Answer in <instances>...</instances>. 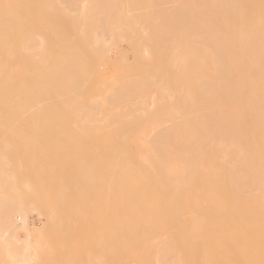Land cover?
<instances>
[{
  "label": "bare ground",
  "instance_id": "1",
  "mask_svg": "<svg viewBox=\"0 0 264 264\" xmlns=\"http://www.w3.org/2000/svg\"><path fill=\"white\" fill-rule=\"evenodd\" d=\"M20 174L63 193L40 228L0 194L7 264H264V0H0V189Z\"/></svg>",
  "mask_w": 264,
  "mask_h": 264
},
{
  "label": "rangeland",
  "instance_id": "2",
  "mask_svg": "<svg viewBox=\"0 0 264 264\" xmlns=\"http://www.w3.org/2000/svg\"><path fill=\"white\" fill-rule=\"evenodd\" d=\"M167 6H169V7H167ZM165 8H166L165 13H166V12L169 10V8H170V4L166 5ZM167 8H168V9H167ZM170 11H171V9H170ZM170 11H168V12H170ZM165 16H166V15H165ZM124 42H125V41H124ZM125 43H126V44H125ZM125 43L122 42L121 45H120V48H122V50L124 49V51L127 49V51H126L125 53L127 54V52H129V53L127 54V57H128L129 62H130L131 64H133V63L135 62L134 64L138 65L139 62L136 61V59L132 56V55L135 54V53H134V54L132 53V52H134V51L128 47V46H130L129 42H125ZM128 44H129V45H128ZM116 48H117V47H112V48H111V51L114 49V50L112 51L113 57L119 55V52L117 51L118 48H117V49H116ZM131 50H132V51H131ZM130 53H131V54H130ZM114 55H115V56H114ZM135 55H136V54H135ZM135 55H134V56H135ZM132 57L135 59V61H134V59L132 60ZM115 58H116V57H115ZM131 60L134 61V62H131ZM113 61H114V64H115V63H116L115 59H114ZM110 64H111V65H110ZM112 64H113V63H110V62H109V66H107V69H106V67H102V68H100V70L98 71V73L101 72V73H100L101 75L98 74V75H99L98 77H99L100 79H103V78H110L111 76H114V74L117 72V70H116V72H115V69H117L118 65H117V63L115 64L116 66H115L114 64H113V65H112ZM112 66H113V67H112ZM112 68H113L114 71H112ZM114 68H115V69H114ZM102 70H103V71H102ZM111 71H112V72H111ZM132 71H133V70H132ZM110 72H111V73H110ZM114 72H115V73H114ZM108 73H110V75H109ZM113 73H114V74H113ZM107 74H108L110 77H108ZM111 74H113V75H111ZM101 76H102V77H101ZM151 89H152V88H151ZM153 89H154V88H153ZM153 89H152V91H153ZM151 97H152V96H151ZM149 98H150V97H149ZM148 100H149V99H148ZM151 100H152V99L150 98L149 101L152 103ZM147 103H148V102H147ZM148 104L150 105V103H148ZM152 106H153V105H150V108H153ZM165 125H166V124H165ZM167 125H169V124H167ZM12 161H13V160H12ZM17 161H18V160H15V164L18 165L19 162H17ZM22 161H24V163L27 162L26 160H22ZM31 161H32V160H31ZM20 162H21V160H20ZM29 162H30V161H29ZM13 163H14V162H13ZM27 163H28V162H27ZM19 165L22 166V163L19 164ZM5 166H6V165H4V167H5ZM6 167H9V166H6ZM4 169H5V168H4ZM20 175H21V174H20ZM29 175L31 176L32 174H29ZM23 176H24V175H23ZM30 176H26V175H25V176H24V177H25V178H24L25 181H23V180L21 181V177H22V175H21V176L18 175V179H17V181H16V183H18V184H17L18 187L20 186V183H21V182H22V183H23V182H26V181L29 180V179H30V182H31V180L33 181V179H31ZM27 177H30V178H27ZM34 177H35V176H34ZM22 179H23V177H22ZM35 179H36V178H35ZM19 180H20V183H19ZM37 180H38V179H36V181H37ZM34 181H35V180H34ZM36 181H35V182H36ZM28 182H29V181H28ZM35 182H33V183L35 184ZM38 182H39V180H38ZM5 183H8V181H6ZM5 183H4V186L1 187V189H2V188H3V189H2V190L0 189V190H1V191H0V194L3 195V196H6V197H7V196H14L15 198L18 197V199L21 197L25 202H27V204H26V205H27V206H26V209H27V207L30 205L29 208H30V210H31V211H30L29 209H27V210H28V213L30 212V213L28 214V216H29L30 219L33 220L32 225H33L34 227H37V228H38V227L40 228V226H41V224H40V223H41V221H40V217H38V216H39L41 213H43V211H44V207L42 208V206H44L43 203H45L44 200H43V199H44V195H45L46 193L48 194V192H49V196H50V194H52V196L54 197L53 200H56L55 198H56L57 194H61V193H63V192H61L60 190H56V189H50V190H49V189H46L48 192H47L46 190H44V192H42L43 189H45V188H42L41 186H39L40 188L37 187L38 184H37L36 188H35V186H34V187H32L33 190H31V186L29 187V185L27 184V182H26V184H27L28 187H27V186L24 187V185H26V184L23 183V186H22V184H21V187H22V188L19 187V189L17 188V185H16V186L14 185V186H15L14 188H10V184H9V188H8V186H6ZM36 183H37V182H36ZM29 184H30V183H29ZM31 185H33V184H31ZM12 186H13V185H12ZM27 188H30V189H27ZM34 188H35L36 190H35ZM13 189H14V190H13ZM40 189H41V190H40ZM10 190H12V191H10ZM15 190H17V191H15ZM30 190H31V192H30ZM37 190H38V192H37ZM51 190H52V191H51ZM53 190H54V191H53ZM13 191H15V192H13ZM20 191H22V192L20 193ZM34 191H36V192H34ZM50 191H51L52 193H51ZM27 192H28V193H27ZM33 192H34V194H33ZM41 192L44 193V195H42ZM6 193H7V194H6ZM8 193H9V195H8ZM11 193H12V194L14 193V194L11 195ZM16 193H17V194H16ZM22 193H23V194H22ZM26 193H27V194H26ZM29 193H30V194H29ZM36 193H37L38 195H35ZM39 193H41V196H40ZM66 193H67V192H65L64 194H66ZM68 193H69V192H68ZM81 193H84V192H81ZM15 194H16V195H15ZM25 194H26V195H25ZM47 194H46L45 196H47ZM18 195H20V197H19ZM28 195H29V196H28ZM31 195H32V196L34 195V196H33V199L31 198V197H32ZM3 196H2V197H3ZM24 196H25V198H24ZM26 196H28V197H26ZM42 196H43V197H42ZM0 197H1V196H0ZM35 197L37 198V200L35 199ZM39 197H40V198H39ZM53 197H51V198H53ZM26 198H28L29 200H30V198H31V200H32V201L30 200L29 205H28V201H29V200L26 199ZM45 198H46V197H45ZM49 198H50V197H49ZM51 198H50V199H51ZM34 199H35V200H34ZM38 199H40V200H42V201H40V200L38 201ZM20 200H21V199H20ZM23 200H22V202H24ZM34 202H36V203H34ZM42 202H43V203H42ZM31 203H32V205H31ZM33 203H34V205H33ZM39 203H41V204H39ZM24 204H25V203H24ZM33 206H34V208L36 209L35 211H34V208H32ZM35 206H36V207H35ZM40 206H41V207H40ZM38 207H40V209H39ZM41 208L43 209L42 211H41ZM33 211H34V212H33ZM36 211H39V212H36ZM40 211H41V213H40ZM31 212L33 213L32 216L30 215ZM35 212H36V214H35ZM26 213H27V212H26ZM39 213H40V214H39ZM38 214H39V215H38ZM35 217H36V218H35ZM2 220H3L5 223L3 222V224H2V223L0 222V223L2 224V225H0V226H3L4 224H5V226H6V223H7L6 220H5L4 218H2ZM38 221H39V222H38ZM75 227H76V226H75ZM75 227H73V228L75 229ZM76 228H77V227H76ZM74 229H72V230H73L72 233L75 232ZM0 230H1V231H0V233H1L2 230H4V229H3V228H2V229L0 228ZM76 231H77V230H76ZM79 232H80V230H79ZM79 232H78V233H79ZM2 233H3V232H2ZM2 233H1V234H2ZM76 233H77V232H76ZM84 233H85V232H82L83 236L85 235ZM2 235L5 236L4 233H3ZM86 235H87V234H86ZM0 236H1V235H0ZM5 237H6V236H5ZM5 237L1 236L0 238L3 239V238H5ZM84 237H85V236H84ZM6 238H7V237H6ZM6 238H5V240H6ZM1 241H2V242H0V243H1V244H0V247H1V248H0V249L2 250L4 244H3V240H1ZM5 243H6V242H5ZM4 246H5V245H4ZM85 246H86V247L89 246V244H87V242H85V244H84V246H83V247H84V248H83V251H84V250L88 251V247H87V249H86ZM12 247H13V246H12ZM70 249H71L70 251H72V246H71V245H70ZM2 251H3V250H2ZM19 251H20V250H19ZM84 252H85V251H84ZM0 253H1V251H0ZM15 253H17V252H15ZM19 253H20V252H19ZM85 254H86V253H84V255H85ZM0 255H1V254H0ZM84 255H82V257H84ZM1 257H2V258H1ZM3 257H4V256H0V264H2V263H3V264H4V263L7 264V262H5V260H6L5 258H6V257H4V258H3ZM15 257H16V259H15ZM15 257L13 258V261H14V260H17V257H18V259H19L20 256H15ZM2 259H4V260H3L4 262H3V261L1 262ZM7 259H10V258H7ZM11 259H12V258H11ZM11 259H10V261H12ZM81 260H82V261H83V260L86 261V257H85V259H81ZM7 261H8V263L10 262L9 260H7ZM36 261H37V260H36ZM38 261H39V260H38ZM38 261H37V262H38ZM14 262H15V261H14ZM16 262H17V261H16ZM10 263H12V262H10ZM35 264H36V263H35ZM40 264H41V263H40Z\"/></svg>",
  "mask_w": 264,
  "mask_h": 264
}]
</instances>
